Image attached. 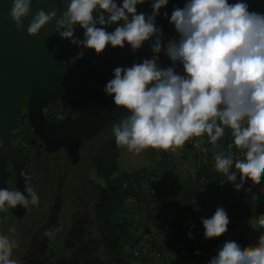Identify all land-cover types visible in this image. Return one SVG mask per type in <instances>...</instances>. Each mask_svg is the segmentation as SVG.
<instances>
[{
    "label": "clouds",
    "instance_id": "obj_1",
    "mask_svg": "<svg viewBox=\"0 0 264 264\" xmlns=\"http://www.w3.org/2000/svg\"><path fill=\"white\" fill-rule=\"evenodd\" d=\"M63 2L66 10L60 16L56 10L43 9L32 15L27 33L38 35L55 20L56 33L80 49L68 65L82 59L85 49H94L99 55L109 45L124 48L127 44L135 52L152 37H156L153 53L161 52L162 32L156 17L169 0H151L150 14L137 11V5L145 0H122L120 4L117 0ZM31 5L32 0H12L9 16L18 31L24 30L23 21L30 15ZM164 16L168 17V13ZM169 22L178 33L166 48L174 66L160 67L157 55L131 66H117L103 89L117 107L128 112L115 120L121 121L112 128L115 141L120 149L123 145L130 152L148 148L175 151L187 141H194L190 138L205 134L215 146L228 128L232 142L227 154H214V167L232 182L237 180L233 168L238 170L241 182L234 183V187L239 190L246 178L264 177V12L250 11L247 0H186L183 7L173 8ZM77 24L84 30L83 39L75 35ZM113 24L117 26L108 31ZM177 64L182 65V72L176 70ZM233 145L241 149L239 158L231 151ZM189 147L183 157L198 143ZM151 159L145 167L153 166L155 159ZM172 164L177 163L171 158L168 166ZM24 179L27 195L15 188H0V212L39 204L31 177L25 175ZM201 219L207 239L228 230L229 216L223 207ZM257 222L264 228V214ZM9 231L15 232V228ZM54 234V228L45 229V236ZM16 247L15 239L0 234V264H18L12 258ZM209 264H264V232L255 245L246 246L235 236L226 239Z\"/></svg>",
    "mask_w": 264,
    "mask_h": 264
},
{
    "label": "flooded vegetation",
    "instance_id": "obj_2",
    "mask_svg": "<svg viewBox=\"0 0 264 264\" xmlns=\"http://www.w3.org/2000/svg\"><path fill=\"white\" fill-rule=\"evenodd\" d=\"M20 102L9 133L0 126V167L5 164V169H0L5 184L0 188L19 190V182L22 179L25 183L28 175L39 204L0 212V234L17 241L24 233V243L18 241L12 252L18 264H37L34 257L40 264H101L104 261L99 254H106V245L97 198L104 178L97 173L96 163L102 153L115 146L112 128L117 121L78 142L60 127L66 119H71L70 124L80 114L71 101L63 97L50 100L42 105V114L39 108L31 107L30 93L21 96ZM41 119L45 124L40 129L33 120ZM38 212L41 224V220L36 222ZM11 228L15 232L9 231ZM53 228L52 237L44 235L45 229Z\"/></svg>",
    "mask_w": 264,
    "mask_h": 264
},
{
    "label": "water",
    "instance_id": "obj_3",
    "mask_svg": "<svg viewBox=\"0 0 264 264\" xmlns=\"http://www.w3.org/2000/svg\"><path fill=\"white\" fill-rule=\"evenodd\" d=\"M185 2L169 0L168 5L163 7H183ZM247 2L250 11L264 12V0ZM117 3H122V0H117ZM11 6L12 0H0V126H4L5 131L9 133L15 123L21 107L20 97L26 93L31 95V107L39 108L41 114L42 105L58 97L71 101L72 108L78 107L80 114L77 118L70 124V118L60 124L71 136H76L74 139L77 138L78 142L100 133L105 126L128 113L126 109L117 107L103 89L113 77L115 67L131 66L153 57V37L135 52L127 44L124 48H112L109 45L99 55L94 49H85L82 59L68 65L69 59L75 57L80 49L56 33L55 20L42 28L38 35L27 33L32 15L40 9L46 12L56 10L58 16L62 15L66 10L63 0H32L31 13L23 21V31L17 30L9 16ZM137 11L150 14L151 0L137 5ZM116 26L113 24L107 30L112 31ZM83 32L77 24L75 35L83 39ZM33 123L41 129L44 128L45 120H33ZM0 169H5L4 162ZM1 184H5V177L0 173ZM19 190L27 195L22 179Z\"/></svg>",
    "mask_w": 264,
    "mask_h": 264
},
{
    "label": "trees",
    "instance_id": "obj_4",
    "mask_svg": "<svg viewBox=\"0 0 264 264\" xmlns=\"http://www.w3.org/2000/svg\"><path fill=\"white\" fill-rule=\"evenodd\" d=\"M232 142L230 129L225 128V134L218 139L215 146L208 140L205 134L204 141L199 147V165L196 169V178L191 185L176 183L172 185V190L184 194L185 204L183 207L197 216L193 224L183 223L177 218V213L173 208L178 207L176 202H167L164 197L166 191L161 196V205L150 208V212L144 211L141 202L146 200L143 190H136L131 185L124 186L126 182H141L156 169L143 167L132 171H121L119 164L120 145L115 146L108 152L102 153L97 160V173L104 178V183L99 185L100 193L97 198V205L100 212L101 223L103 226V239L106 245V255L111 264H126L129 259L139 260V264H165L164 261L155 255L151 257L150 250L156 252L159 245L153 236H149L150 227L159 225L161 220V246L165 243L164 237L170 234L171 230L179 229L184 224L186 229H191L195 233L204 236L202 217L209 218L214 214L217 207H223L229 216V224L236 226L239 222H246L252 215L264 214V192L257 189L254 185L243 184L237 190L234 183H240V173L237 172L235 182L228 181L214 167L213 156L215 153L223 151L228 153V144ZM208 149L204 151V149ZM238 148L233 145L232 153ZM151 158L157 160L161 158V171L171 163V154L166 151H153ZM149 168V169H148ZM176 173L174 174V176ZM206 176L208 181L201 185V177ZM200 186L206 188L202 191ZM256 192L259 201L256 206H251L246 200V195ZM134 198L133 205L130 207L128 202ZM144 203H148L144 202ZM173 206V207H171ZM181 208V207H180ZM179 208H175L178 210ZM174 212V213H173ZM142 226H145L143 228ZM155 228V227H154ZM156 229V228H155ZM164 242V243H163ZM138 249V254H134L133 249ZM195 247L189 246L187 254L174 260V264H192L194 261ZM196 260H201L197 258ZM196 264V263H193Z\"/></svg>",
    "mask_w": 264,
    "mask_h": 264
},
{
    "label": "built area",
    "instance_id": "obj_5",
    "mask_svg": "<svg viewBox=\"0 0 264 264\" xmlns=\"http://www.w3.org/2000/svg\"><path fill=\"white\" fill-rule=\"evenodd\" d=\"M189 145L192 147L197 146V142L190 141ZM190 152L191 151L189 150L188 153L184 155V158L188 157ZM240 152L241 149L238 148L233 153L235 158H239ZM159 163H161L160 158L152 162L153 169L155 167L156 171H150L147 177H145L141 182L135 181L130 182L129 184L126 182L124 185H131L132 188L136 190L141 189L144 191L146 200L141 202V207L147 212H150V208L156 207L158 203L161 205V196L164 194V191H166L164 197L167 199V202L174 201L180 207L185 204L184 194L181 192H176L175 188L172 190V185H175L176 183L183 182L182 184L188 185V183L184 180L181 165L172 164L161 171V167L157 166ZM175 173L176 175L174 176ZM224 177L227 178L226 176ZM200 181L201 185H203L208 181V179L206 176H202ZM254 181L256 180H252L250 177H248L243 181V184L250 185ZM200 189L202 191L206 190V188L203 186H200ZM147 201L148 203H144ZM156 220H159L160 224L155 225L153 223V226L156 229L151 226L149 232L147 231V234L149 236H153L159 245V248L156 252L153 249L155 255L154 260L157 257H160L165 264H174V260L179 259V257L183 256V254H187L189 246H194L196 249L193 263L209 264V261L217 254V249L222 246L226 239H230L235 236L246 246L255 245L258 242V237H250L247 234V230L241 228L240 224H237L236 226L228 225V230L226 233L219 237L207 239L205 236L197 234L191 229H186V225L177 223V225H180L181 227L177 230H171L170 234H167L164 237L165 243L163 242L164 244L161 246L162 240L158 233V231H161V220ZM190 232L192 233L191 237L188 235ZM133 251L134 254H138V249H136V247L133 249ZM197 258L201 260H196Z\"/></svg>",
    "mask_w": 264,
    "mask_h": 264
},
{
    "label": "rangeland",
    "instance_id": "obj_6",
    "mask_svg": "<svg viewBox=\"0 0 264 264\" xmlns=\"http://www.w3.org/2000/svg\"><path fill=\"white\" fill-rule=\"evenodd\" d=\"M173 8H168V7H162L160 10V15H158L156 17V25L158 28L161 29L162 35H161V52L158 54H154L152 53V55H157L158 58V64L160 67L162 68H167V67H172L173 62L170 60V58L167 56L166 54V48H167V44L170 40L174 39V38H178V33L175 30V27L173 24H171L169 22V18L171 16V12H172ZM167 12L168 13V17L164 16V13ZM154 39V43L156 40V37H153ZM176 70L178 72H182V65H175ZM126 118V117H124ZM121 122V121H120ZM120 122L116 123L119 124ZM204 137L205 135L201 136V137H192L190 138V140H194L198 143V147L193 148L192 151L189 153L188 157L184 158L182 156L183 151H185L186 149H189V141H187L184 145L182 146H178L175 148V151L168 149V150H164V149H152V148H148L145 149L143 151H141L140 153H136L134 151H129L127 149L126 146L121 145V154L119 157V164H120V169L121 171H132L135 169H141L145 166L150 165L151 162V153L153 151H167L169 154H171L172 159L174 161V163H177L179 165H181V170L183 171V177L184 180L186 182L190 181L191 179L195 178V172L196 169L199 165V147L201 145V143L204 141ZM84 165V162L82 163V166ZM153 169V166H152ZM98 180V179H97ZM252 185H254L257 189H260L261 191L264 192V177H261L259 179L256 180V182L254 181L252 183ZM246 200L248 202L249 205L251 206H256L258 201L260 200L257 193L256 192H252L251 194H247L246 195ZM128 205L131 207L133 205V199H130L128 202ZM173 207V206H171ZM175 208H179L178 210H175ZM175 208H173L174 212L177 213V218H179L183 223L186 224H193L194 220L197 218V216L191 212H188V210L180 208L175 206ZM173 212V213H174ZM260 215H252L250 217L249 220H247L246 222L243 223H239L241 228L246 229L247 230V234L250 237H259L261 235L262 232H264V228H260V226L258 225L257 219ZM37 217H39L38 219H36V222H39L42 218L40 216V212H38ZM43 223V220H41L40 224ZM143 228H145V226H142ZM22 240V244L24 243L25 239H24V233H22V237L20 236L17 239L18 241ZM151 253V257L154 254L153 249L150 250ZM36 255V254H35ZM99 256L101 257V259L105 262V264H111L107 255L104 253V251H102ZM27 262L30 263L29 260H26ZM34 262H36L37 264H40L37 261V258L34 257L33 259ZM104 262L101 261V264ZM87 263V262H85ZM126 264H139V260L132 258L129 259V262L126 261Z\"/></svg>",
    "mask_w": 264,
    "mask_h": 264
},
{
    "label": "crops",
    "instance_id": "obj_7",
    "mask_svg": "<svg viewBox=\"0 0 264 264\" xmlns=\"http://www.w3.org/2000/svg\"><path fill=\"white\" fill-rule=\"evenodd\" d=\"M168 8H170V7H168Z\"/></svg>",
    "mask_w": 264,
    "mask_h": 264
}]
</instances>
